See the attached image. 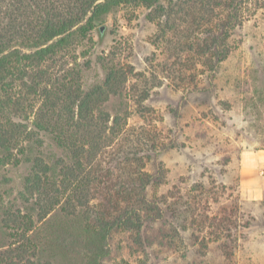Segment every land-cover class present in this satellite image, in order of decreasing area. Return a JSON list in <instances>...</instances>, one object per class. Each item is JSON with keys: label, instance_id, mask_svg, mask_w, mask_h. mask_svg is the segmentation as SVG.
I'll return each mask as SVG.
<instances>
[{"label": "trees", "instance_id": "trees-1", "mask_svg": "<svg viewBox=\"0 0 264 264\" xmlns=\"http://www.w3.org/2000/svg\"><path fill=\"white\" fill-rule=\"evenodd\" d=\"M244 1L0 0V164L18 162L23 143L39 131L67 153V160L52 163L34 156L24 185L26 213L17 209L2 217L6 226L17 229L14 233L26 241L32 256L37 253L36 220L46 219L55 207L67 220L46 235L63 252L82 254L86 264H152L146 237L150 222L158 220L169 230L161 235L160 248L170 245L180 229L199 222L180 211L178 190L172 204L157 193L160 166L155 172L145 169L156 146L163 144L161 131L124 127L125 116L102 108L108 97L122 92L133 69L110 65L100 84L83 90L78 70L62 60L71 35H85L113 6L145 5L146 18L156 24L153 45L173 57L161 63L162 71L173 76L175 86H195V64L212 76L233 48L230 37L241 25ZM143 94L141 100L146 90ZM136 106L146 119L148 108L138 99ZM77 216L81 225L73 226L68 220ZM171 218L180 220L179 229ZM213 219L221 264H234L235 242L228 238L233 223L225 216ZM196 238L190 241L197 245L195 257L185 264H212L200 249L207 242L197 239L198 245ZM160 257L152 255L155 264Z\"/></svg>", "mask_w": 264, "mask_h": 264}, {"label": "rangeland", "instance_id": "rangeland-1", "mask_svg": "<svg viewBox=\"0 0 264 264\" xmlns=\"http://www.w3.org/2000/svg\"><path fill=\"white\" fill-rule=\"evenodd\" d=\"M148 10L135 4L109 8L85 35H71L62 58L66 66L78 70L83 90L100 84L108 66L125 70L130 66L133 72L122 92L108 97L102 108L112 116H125L124 127L156 126L161 131L163 144L155 145L145 169L155 172L160 166L162 182L157 193L165 195L167 203H174L178 190L183 196L180 211L189 221L195 218L199 222L185 231L180 229L179 235L172 236L173 242L161 248L158 241L169 230L161 228L158 220L150 222L147 251L161 256L160 264H185L195 257L197 245L190 241L197 237L196 242H207V248L200 246L206 259L221 264L213 217L225 216L233 223L228 238L235 242L234 264H264V194L258 199L246 197L240 177L242 155L264 150V0L244 1L241 25L230 37L233 48L212 76L196 63L195 86H175L173 76L162 71L161 63L173 57L153 45L156 24L146 18ZM144 90L147 96L141 100ZM137 99L148 108L146 119L138 112ZM23 145L18 162L0 164V264H86L82 254L63 252L45 233L66 222L58 207L43 221L36 220L33 239L37 253L33 256L26 241L14 233L13 224L3 223L2 217L9 212L20 209L26 213L24 185L34 156L47 163L59 157L67 160V153L46 132L35 133ZM263 171L259 168L254 177L264 175ZM32 214L37 219L36 209ZM68 221L81 225L78 216ZM170 221L174 229L180 228L178 218Z\"/></svg>", "mask_w": 264, "mask_h": 264}, {"label": "crops", "instance_id": "crops-1", "mask_svg": "<svg viewBox=\"0 0 264 264\" xmlns=\"http://www.w3.org/2000/svg\"><path fill=\"white\" fill-rule=\"evenodd\" d=\"M264 170V150L246 152L242 155L240 177L242 180V193L248 198L258 199L264 194V175L260 177L257 170ZM264 174V171L262 172Z\"/></svg>", "mask_w": 264, "mask_h": 264}]
</instances>
